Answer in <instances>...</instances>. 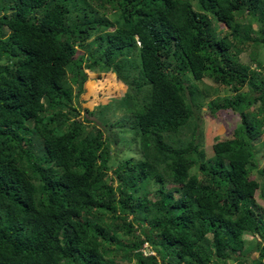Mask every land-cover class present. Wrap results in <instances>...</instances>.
Instances as JSON below:
<instances>
[{
	"label": "trees",
	"instance_id": "16d2710c",
	"mask_svg": "<svg viewBox=\"0 0 264 264\" xmlns=\"http://www.w3.org/2000/svg\"><path fill=\"white\" fill-rule=\"evenodd\" d=\"M191 1L0 0V264H264V63L237 60L264 46V0ZM93 71L116 74L120 101L143 98L138 159L109 164L108 136L72 104ZM203 78L235 93L210 99ZM205 99L239 117L209 155Z\"/></svg>",
	"mask_w": 264,
	"mask_h": 264
},
{
	"label": "rangeland",
	"instance_id": "374dc122",
	"mask_svg": "<svg viewBox=\"0 0 264 264\" xmlns=\"http://www.w3.org/2000/svg\"><path fill=\"white\" fill-rule=\"evenodd\" d=\"M195 0H192V4ZM237 20L248 21L253 28L252 35H257L256 31L258 23L255 19H252L246 14L237 15ZM212 26L215 28L216 32L224 33V25L219 22H213ZM94 34H92L86 41L85 45H75V53L83 52L84 54L90 51L91 46H93L92 41ZM90 44V45H88ZM242 51L237 55V60L243 64H248L251 69L258 71L260 70L256 66V62L264 63V46L247 44ZM197 84L198 88H206L209 91V98H224V96H229L235 93L233 90H229L228 87L217 85L210 80V78H203L202 80L193 82ZM72 88H75V85H71ZM127 88L124 84L116 79V74L113 72H100L93 71L88 72L86 79L82 82V89L77 99L72 102L73 105L77 106L78 115L80 118H84L89 121V126L96 125L99 129H102L103 136L107 135L109 138L108 151L110 155L109 164H115L119 160H123L125 157L131 155L132 159H138L139 153L134 147V142L132 136L133 130L136 126L134 125L135 121V111L140 107L143 102L141 96H132L127 103L120 101V95ZM242 91H246L245 87H242ZM142 95H147V92ZM74 98V97H73ZM145 100V99H144ZM203 104L199 110V119L197 120L203 135V146L206 150V154H210V144L211 142L219 139L229 138L232 134L233 129L239 122V117L237 114L232 113L231 110L221 109L215 114H212L207 106L206 99L203 100ZM101 105H104L101 107ZM259 105V101L251 104L248 109L256 110ZM106 106V107H105ZM260 115L257 113L256 117ZM264 128V125H263ZM104 129V130H103ZM120 130H125V132L120 133ZM28 130H26L27 132ZM115 134V138L112 137V134ZM129 140L128 143L122 142L120 140ZM115 139L116 141H113ZM259 139L264 142V130L259 135ZM135 150V151H134ZM257 167H264V145L260 147L259 151L255 155V162ZM191 172L196 171L195 166L190 168ZM111 170H106V178L110 176ZM252 177H255L259 180L260 176L256 174L255 169L250 171ZM115 181L111 179V184L115 185ZM130 216H128L129 218ZM257 234H250L245 232L242 235V238L245 241L253 244L257 238ZM120 238H124L123 235H120ZM253 258L257 256L255 252L250 253ZM233 256L234 260H227L223 264H238L237 256L234 253L229 255ZM123 261L122 259H118ZM133 263V260H131ZM207 264H212L211 261H208Z\"/></svg>",
	"mask_w": 264,
	"mask_h": 264
},
{
	"label": "clouds",
	"instance_id": "9594fccd",
	"mask_svg": "<svg viewBox=\"0 0 264 264\" xmlns=\"http://www.w3.org/2000/svg\"><path fill=\"white\" fill-rule=\"evenodd\" d=\"M146 244L145 245V251H146V253L144 254L143 253V251H142V248H143V244ZM140 253H141V255H143V256H148V255H154L155 253H154V250L151 248V246L147 243V242H143L142 244H141V246L137 249Z\"/></svg>",
	"mask_w": 264,
	"mask_h": 264
},
{
	"label": "built area",
	"instance_id": "2783aa9c",
	"mask_svg": "<svg viewBox=\"0 0 264 264\" xmlns=\"http://www.w3.org/2000/svg\"><path fill=\"white\" fill-rule=\"evenodd\" d=\"M145 243L143 244V248H142V251H143V253L145 254L146 253V251H145Z\"/></svg>",
	"mask_w": 264,
	"mask_h": 264
}]
</instances>
